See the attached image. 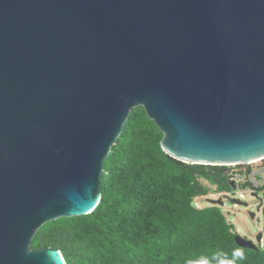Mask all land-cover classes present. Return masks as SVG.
Masks as SVG:
<instances>
[{"label":"water","instance_id":"water-1","mask_svg":"<svg viewBox=\"0 0 264 264\" xmlns=\"http://www.w3.org/2000/svg\"><path fill=\"white\" fill-rule=\"evenodd\" d=\"M138 106L179 160L263 157L264 0H0V264H67L33 238L96 209Z\"/></svg>","mask_w":264,"mask_h":264},{"label":"trees","instance_id":"trees-1","mask_svg":"<svg viewBox=\"0 0 264 264\" xmlns=\"http://www.w3.org/2000/svg\"><path fill=\"white\" fill-rule=\"evenodd\" d=\"M163 136L135 107L104 163L96 209L47 222L32 248L59 249L67 264H264V245H238L222 206L196 204L234 192L239 166L184 162L163 149Z\"/></svg>","mask_w":264,"mask_h":264},{"label":"rangeland","instance_id":"rangeland-1","mask_svg":"<svg viewBox=\"0 0 264 264\" xmlns=\"http://www.w3.org/2000/svg\"><path fill=\"white\" fill-rule=\"evenodd\" d=\"M252 166L255 171L264 169L263 162L254 163ZM261 176L264 178V175ZM261 176L259 177L261 178ZM259 194L261 198L264 199V189L260 190ZM226 195L236 196L244 201L249 202V209L247 208V206L235 204L227 200ZM208 198H214V199L223 198L225 204L222 205V207L227 215L229 222L235 225L239 234L245 236L246 238H250L256 242L255 235L259 232V230H263L264 227V215L261 212H257L256 206L258 205L260 199L254 198L250 188L240 187L236 190V192L234 190V192L228 194L212 193L208 197L198 198L196 200V204L198 206H205L212 204L211 202L208 201ZM251 212H256V216L253 217ZM260 244L264 245V237Z\"/></svg>","mask_w":264,"mask_h":264},{"label":"built area","instance_id":"built-area-1","mask_svg":"<svg viewBox=\"0 0 264 264\" xmlns=\"http://www.w3.org/2000/svg\"><path fill=\"white\" fill-rule=\"evenodd\" d=\"M258 162H263L264 163V158L259 160V161H256V162H249V163H239V164H233L234 167H238L237 170H240V171H236V174L234 176V180L236 182H240V183H245V182H251V183H255V177H256V172L254 169H253V164L254 163H258ZM231 166V165H229ZM242 170H245V171H242ZM261 175H264V169H260L259 170Z\"/></svg>","mask_w":264,"mask_h":264},{"label":"flooded vegetation","instance_id":"flooded-vegetation-1","mask_svg":"<svg viewBox=\"0 0 264 264\" xmlns=\"http://www.w3.org/2000/svg\"><path fill=\"white\" fill-rule=\"evenodd\" d=\"M259 176H261V173H260V171H257L256 172V177H255V183H253L255 186H254L253 189H251L254 198H257V197H255L254 194H258L259 195V198H261V196H260L259 193H260V190L264 189L263 188L264 187V178L262 176L260 178ZM236 184H238V188H240V187L242 188L243 187V183L237 182ZM238 188L234 189L235 192H236V190ZM259 198H257V199H259ZM247 208L249 209V206ZM256 209H257V212H261L263 214V212H264V202H262L261 200H259L258 205L256 206ZM260 231H263V235H264V227H263V230H259V232ZM259 232L257 234H259ZM257 234L255 235L256 242H257V237H258Z\"/></svg>","mask_w":264,"mask_h":264},{"label":"bare ground","instance_id":"bare-ground-1","mask_svg":"<svg viewBox=\"0 0 264 264\" xmlns=\"http://www.w3.org/2000/svg\"><path fill=\"white\" fill-rule=\"evenodd\" d=\"M263 158H264V156L263 157H260V158H257V159H254V160H250L249 162H256V161H259V160H261Z\"/></svg>","mask_w":264,"mask_h":264}]
</instances>
